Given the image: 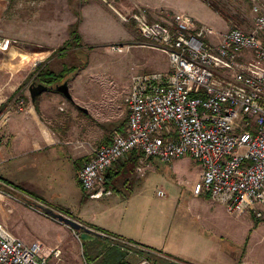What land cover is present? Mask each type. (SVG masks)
<instances>
[{"label":"rangeland","instance_id":"obj_1","mask_svg":"<svg viewBox=\"0 0 264 264\" xmlns=\"http://www.w3.org/2000/svg\"><path fill=\"white\" fill-rule=\"evenodd\" d=\"M137 8L146 9L151 21L185 14L200 24L223 31L232 27L248 31L255 17L250 0H0L1 35L12 44L6 52L0 53V110L14 111L20 100L25 104L26 95L29 97L28 87L36 84L37 66L52 60L59 54L62 45L73 36L79 40V49L71 50L70 56L52 62L50 69L57 65L81 68L90 64L94 73H100L103 82L109 83L118 92L130 84L135 75L168 70L167 59L163 54L137 48L136 45L144 41L139 37L134 24L121 22L120 15L128 16ZM126 32L133 36L132 42L124 40L127 39ZM261 39H264V33ZM110 45L133 47L123 54H113L108 50ZM92 50L100 51L102 56L94 58L92 54L90 59L89 53ZM72 74L75 76L80 71ZM150 164L154 167L152 171L148 173L141 167L133 173L131 180L135 186L140 181L139 186L146 192L145 195L155 196L157 191L162 192L155 199L159 201L162 212H169L161 218L166 219L171 213L174 217L176 214L171 223V231H174L172 239L176 238L173 243L176 244L183 230L188 232L184 233L187 237L184 245H174L179 248L182 261L191 258L205 264H264V218L254 226L255 221L248 213L229 215L218 204H214L211 214L207 210L198 213V202L205 208L210 203L203 194L193 197L192 190L199 179L200 165L189 156L170 162L154 159ZM11 169L9 180L14 182L17 190L10 187L4 189L13 206L10 203L12 212L0 215V221L14 236L10 223L16 221L20 232L27 234V239L48 240L49 243L45 244L48 250L62 248L58 264H83V259H86L83 254L85 248L83 250L79 246L77 254L71 253L73 241H80L77 238L79 234L49 216H44L43 208L46 207L30 198L41 200L45 196L56 198V195L64 194L66 199L53 200L54 204L67 206L60 210L79 222L72 214L79 208L78 197H90L82 190L77 191L73 172L58 176L56 168L50 164H44L43 167L35 156L28 161H14ZM129 186L121 192L126 193L130 190ZM135 186L132 188L139 192L140 188ZM103 204L101 201H87L82 205L85 210L82 212L90 215L94 208ZM83 220H87L86 217ZM80 244L83 242L80 241ZM208 248L209 255L203 260L202 253ZM130 250L135 264L144 260L140 251L148 252L134 247Z\"/></svg>","mask_w":264,"mask_h":264},{"label":"built area","instance_id":"obj_2","mask_svg":"<svg viewBox=\"0 0 264 264\" xmlns=\"http://www.w3.org/2000/svg\"><path fill=\"white\" fill-rule=\"evenodd\" d=\"M250 1L255 17L248 31H219L185 14L151 21L142 8L119 16L143 39L136 46L163 54L168 70L131 78L125 133L82 164L77 181L84 193L100 198L105 171L129 153L161 162L189 156L201 169L194 195L229 215L264 218V0ZM11 46L0 30V53ZM132 47L108 50L123 54ZM8 111L0 110V146ZM5 188L0 183V215L12 212ZM60 256L59 248L45 254L38 243L25 244L0 221V264H58Z\"/></svg>","mask_w":264,"mask_h":264},{"label":"crops","instance_id":"obj_3","mask_svg":"<svg viewBox=\"0 0 264 264\" xmlns=\"http://www.w3.org/2000/svg\"><path fill=\"white\" fill-rule=\"evenodd\" d=\"M219 31L223 30L220 29ZM126 35L127 39L124 38V40L132 42L133 36L127 32ZM71 50L55 55L52 60L41 67L47 68L53 73H61L64 70L68 71L76 68L75 66L62 65L53 66L52 69L49 68L50 64L57 59L67 55L70 56L69 51ZM92 54L94 58L102 56L100 51L92 50L89 53L90 59H92ZM76 69L75 72L80 71V74L75 76L72 74L75 72H65L67 73V80L64 82L67 83L70 99H66L55 91V87L62 83L41 84L47 89L37 95L34 101L31 100L28 91L29 97L26 95L27 101L25 104L21 107L16 106L14 111H8L1 131V184L17 190L14 182L9 180L14 161H28L35 156L41 161L43 167L44 164H50L52 168H56L55 172L58 176H63L66 172L67 174L73 172L74 186L80 192L77 173L82 164L93 156L94 151L99 146L111 143L116 136L124 135L127 121L124 98L129 92L131 82L118 92L113 90L109 83L103 82L102 75L94 73L90 64L87 67L83 66ZM85 76H88V78H85ZM19 108L20 110H18ZM153 160L135 153H129L124 159L114 163L105 171L104 182L97 188L102 192L100 198H82L78 193L80 196L78 197L79 208L72 214L84 227L91 231V234L86 237L85 241H81L78 237V240L83 244H80V241H73V252L71 253L77 254V249L80 246L83 250L85 248L83 254L86 259H83V261L85 260L88 264H135L130 250L131 247H134L150 250L151 253L184 264H205L191 258L182 261L180 258L181 252L175 246L184 245L183 243L187 240L185 234L188 232L183 230L176 244L173 243L176 238L172 239L174 231H171V223H173L176 214L174 217L171 213L166 216V219L161 218L163 214L169 211L162 212L159 201L155 199L160 197L157 192L155 196L153 195L154 197L149 196L150 194L145 195V191L139 186L140 181H138V185L136 184L137 188H140L139 192L136 191V188H132L135 186L131 180L133 173L139 171L141 167L149 173L154 169L150 164ZM62 169H64V172ZM200 174L201 169L199 176ZM128 186L130 190L122 193L121 191ZM27 196L29 195L27 194ZM199 196L193 194V197ZM205 197L207 198L205 200L210 204L205 208L201 202H198L196 211L207 210L211 214L215 203L211 202L207 196ZM30 198L39 201L48 209L67 215V213L60 210L67 206L55 205V201H53L65 200L64 194L56 195V198L50 195L45 196L41 200ZM87 201H101L104 204L97 208L92 206L94 211L89 215L87 212H82V210L85 211L82 209V205L84 206ZM8 202L12 204L11 200ZM87 204H91V202ZM83 217H86L87 220H83ZM10 224L18 239L28 245L38 243L41 245L42 250L44 249L43 252L47 254L49 248L45 247V244L49 243L48 240H44V238L27 239V234L24 235L20 232L16 221L14 224ZM190 233H193V231ZM195 240L197 241V239ZM201 241L205 240L201 239ZM209 248L202 253L203 260L204 257L207 258L209 255ZM239 264H242V262H239Z\"/></svg>","mask_w":264,"mask_h":264},{"label":"water","instance_id":"obj_4","mask_svg":"<svg viewBox=\"0 0 264 264\" xmlns=\"http://www.w3.org/2000/svg\"><path fill=\"white\" fill-rule=\"evenodd\" d=\"M46 89L47 87L41 84H37V85L32 84L28 88L31 100L34 101L35 97L39 95L42 91H45ZM55 91L63 95L66 99H70V94L68 92V87L66 82H63L61 85L55 87ZM43 209L52 220L57 221L58 223L71 229L74 233L79 234L78 237L81 241H85L86 237H89V235L91 234V231L88 228L84 227V225L71 219L70 217L55 212L48 208H43ZM163 264H184V263L171 259Z\"/></svg>","mask_w":264,"mask_h":264},{"label":"trees","instance_id":"obj_5","mask_svg":"<svg viewBox=\"0 0 264 264\" xmlns=\"http://www.w3.org/2000/svg\"><path fill=\"white\" fill-rule=\"evenodd\" d=\"M79 44V40L77 38V36H73L70 41L65 42L62 47L58 50V53L61 54L63 52H65L66 50H71V49H79L78 47ZM37 73L35 76V81L38 84H43V85H51L54 83H63L65 80H67V73L69 72H75L77 69L76 68H72V70H64L61 73H53L50 70H48L47 68L41 67V66H37ZM67 72V73H65ZM119 162V161H118ZM69 216V215H68ZM71 216V215H70ZM255 221V225L256 226L259 222V220L253 219ZM148 252H144V251H140L141 254V258H143L146 261H150L153 264H163L165 262H167L168 260L166 258H159L156 257L155 255H152L150 252V250H147Z\"/></svg>","mask_w":264,"mask_h":264},{"label":"flooded vegetation","instance_id":"obj_6","mask_svg":"<svg viewBox=\"0 0 264 264\" xmlns=\"http://www.w3.org/2000/svg\"><path fill=\"white\" fill-rule=\"evenodd\" d=\"M38 83H36L35 85H37Z\"/></svg>","mask_w":264,"mask_h":264}]
</instances>
